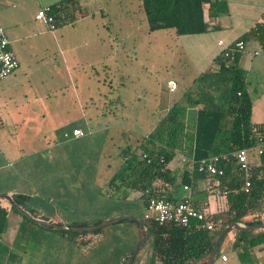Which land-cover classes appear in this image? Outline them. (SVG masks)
I'll use <instances>...</instances> for the list:
<instances>
[{
	"label": "crops",
	"instance_id": "1",
	"mask_svg": "<svg viewBox=\"0 0 264 264\" xmlns=\"http://www.w3.org/2000/svg\"><path fill=\"white\" fill-rule=\"evenodd\" d=\"M56 1L0 0V23L5 28L13 52L17 47L28 52H33L38 46L45 48V35H50L57 46L59 39L66 38L68 32H71V38L81 40L83 46L103 39L98 31L99 24L105 25L106 22L97 23L94 18L98 12L105 18L107 3L104 0H76L75 9L84 14L77 13L73 23L61 28L56 26L57 32H54L37 20L35 14ZM225 1L228 10L223 17L209 16L206 10L208 31L194 34L201 36L192 45L194 66L214 68V58L222 50L217 43L219 39L225 45L231 44L256 21L264 19V0ZM106 27L109 30L107 24ZM247 44L248 40L245 41V49ZM258 49L254 48L251 53L258 52ZM249 53L244 50L238 59L245 72V59ZM105 100L107 97L102 99L91 93L82 96L77 91L69 67H28L22 64V59L18 60V67L0 81V194L26 195L22 207L35 217H45V220L61 225H93L121 215L143 219L141 192L118 179L112 181V177L122 168L126 152H139L140 144L146 145L144 138L152 130L141 135L134 149L113 144V153L119 149L120 159L119 165L117 160L112 165L106 146L109 132L113 128L127 126L110 123L115 119V113L102 108ZM75 128L84 134L73 136ZM186 165L182 156L175 155L168 167L179 175ZM102 167L107 169L105 177L101 176ZM184 184L177 180V185L170 187L174 197L179 198L188 192L192 202L204 207L206 213H215L225 207L224 197L207 194L203 179L189 184L188 191L183 190ZM180 188L183 194H180ZM197 192L202 196L193 198ZM0 206L7 209L0 248L7 246L3 241L6 235L11 241L9 248L18 244L15 232H29L31 236L33 232L40 231L54 239L36 244L28 257L24 250L21 254L8 251L2 264H8L10 258L15 259L14 264H39L43 260L44 264H119L120 259L121 263L129 264L127 259L142 237L138 225L125 230L120 225L114 226L123 220L108 225L113 227L102 228L104 233L100 238L98 234L76 236L69 231L56 233V229L36 227L39 224L27 222L20 214L15 220L16 231L12 235L11 206L5 199H0ZM233 241L234 231H229L219 243L212 264H241ZM142 245L132 264H154L153 252L151 257ZM38 248L41 252L37 251ZM226 251L229 253L227 256L224 254ZM222 255L226 260L221 259ZM258 256H264V251Z\"/></svg>",
	"mask_w": 264,
	"mask_h": 264
},
{
	"label": "trees",
	"instance_id": "2",
	"mask_svg": "<svg viewBox=\"0 0 264 264\" xmlns=\"http://www.w3.org/2000/svg\"><path fill=\"white\" fill-rule=\"evenodd\" d=\"M76 2L58 0L49 5L56 26L73 23L77 13L84 14L75 9ZM141 9L150 30L172 29L177 35H194L208 31L206 10L209 16H215L226 13L228 7L225 0H141ZM250 37L257 42L263 56L264 85L263 20L256 21L238 39L246 41ZM240 55L228 67L220 54L216 56L215 67L205 69L192 80V86L184 93L183 103H174L165 112L145 136L146 145L140 144L139 152H126L122 168L112 177V181L118 179L140 192L152 188L154 196L165 198L174 197L170 187L177 185L178 177L187 185L201 178L208 195L224 197L225 207L215 213H206L204 207L192 202L195 209L205 213V218L191 219L185 226L143 218L150 228L148 238L152 242L154 264H205L217 236L227 225L233 222L244 225L264 223V153L259 157L253 155L254 159L251 155L249 157L250 187L247 192L243 190L246 175L235 161L223 165V175L200 173L195 164L212 154L251 147L260 135H264V121H251L253 104L245 82V71L238 64ZM188 109L194 111L192 122L186 118ZM143 154L146 157H142ZM175 155L182 156L190 169L185 168L179 175L171 171L168 164ZM12 197L22 205L26 195ZM11 209L20 214L13 207ZM208 222H212L211 229L206 226ZM6 223L7 209L0 206V236ZM137 225L143 235L144 228ZM101 230L68 233L82 236ZM233 247L241 264L264 263V256H258L264 251V229L235 230Z\"/></svg>",
	"mask_w": 264,
	"mask_h": 264
},
{
	"label": "rangeland",
	"instance_id": "3",
	"mask_svg": "<svg viewBox=\"0 0 264 264\" xmlns=\"http://www.w3.org/2000/svg\"><path fill=\"white\" fill-rule=\"evenodd\" d=\"M103 2L107 3L105 18L101 17L99 12L94 18L97 23L106 22L109 26V30H106V24H99L98 31L103 38L101 41L93 40L83 46L81 40L71 38V32H68L67 40L65 36L60 38L57 46L50 35H45V48L38 46L33 52H28L22 47H17L14 48V53L17 59H22V64L28 67H69L77 91L82 96L91 93L94 97L102 99L107 97L106 103H102L101 106L115 113V119H111L110 123L117 122L127 126L111 129L106 144L110 151L111 164L114 165L117 160L119 165V149H116L114 154L113 144L121 146L120 148L134 149L141 135L153 130L157 121L174 103H183L184 93L192 86V79L207 67L193 65L192 45L201 36L177 35L172 29L150 30L145 13L141 9V0ZM223 15L224 13H220L215 17L221 19ZM65 25L67 24L59 27ZM55 31L57 32L56 29ZM257 46V42L250 37L245 49L247 53L250 52L246 54L245 59V82L253 104L251 115L253 123L264 121L263 56ZM254 48L258 49L256 55L251 53ZM170 79L178 84L176 91H170L168 88L167 81ZM193 117L194 111L188 109L186 118L192 122ZM254 158L251 155V159ZM185 167L190 169L188 165ZM106 172L107 169L104 170L102 167L101 176L105 177ZM180 194H183L182 188ZM196 194L193 198L202 196V193ZM18 215L15 211H10L12 235L16 231L14 224L16 218L20 217ZM115 225H120L124 230L128 227H137L136 223L128 220ZM102 233L104 230L90 235L98 234L101 238ZM15 234H18V244L14 248L8 247L11 241L7 235L4 237L3 241L7 246L0 248V264L8 251L21 254L24 250L28 257L29 251L33 250L36 244L54 240L40 231L33 232L31 236L29 232L24 231ZM20 244L26 247L23 248ZM142 249L153 256L151 238L143 243ZM37 251L41 252V249L38 248ZM224 254L227 256L229 253L226 251ZM14 261V258H10L8 264H14ZM43 261L39 264H44Z\"/></svg>",
	"mask_w": 264,
	"mask_h": 264
},
{
	"label": "built area",
	"instance_id": "4",
	"mask_svg": "<svg viewBox=\"0 0 264 264\" xmlns=\"http://www.w3.org/2000/svg\"><path fill=\"white\" fill-rule=\"evenodd\" d=\"M35 18L41 21L49 29L56 28L55 17L51 13L50 6L40 8L35 14ZM218 45L222 46L220 52L221 57L225 61V67H228L235 57L245 50V41L237 39L233 43L225 45L222 39L218 40ZM258 52H254L257 54ZM18 67V59L15 53L9 46V40L6 35L5 28L0 23V81L9 76ZM167 86L170 91L177 88L174 80L167 81ZM84 133L80 129H73L72 135L82 136ZM264 153V135L257 138V142L251 147L241 148L235 152H227L220 154H212L207 157L201 158L195 162L197 171L207 175H223V165L230 164L233 161L245 173L246 179L244 181L243 190L247 192L250 187L249 179V157L254 155L261 156ZM142 157H146L145 154ZM184 191H188L187 184L182 186ZM141 195L144 198V219L151 220L157 223L171 222L179 225H187L191 219L204 220L205 213L195 209L192 206V199L188 192L183 196L176 198L156 197L153 195V189L147 188ZM220 223L221 220L218 219ZM208 229L212 228V222L206 223ZM222 260H226V256H221ZM264 264V263H262Z\"/></svg>",
	"mask_w": 264,
	"mask_h": 264
},
{
	"label": "water",
	"instance_id": "5",
	"mask_svg": "<svg viewBox=\"0 0 264 264\" xmlns=\"http://www.w3.org/2000/svg\"><path fill=\"white\" fill-rule=\"evenodd\" d=\"M0 199H5L8 201L11 207L16 209L22 216L26 217L28 220L32 221L33 223L49 227L52 229H56L58 231H69V232H88V231H95L98 229H102L110 224H113L115 222H118L120 220H131L139 225H141L144 228V233L140 240L136 243V245L133 247L132 252L129 255V264H132L134 261V258L136 256V253L138 252L140 246L148 239L150 235V228L146 224V222L135 216H120L116 218L109 219L107 221H103L97 224L93 225H83V226H73V225H61V224H56L50 221H47L45 219H40L35 216H33L28 210H26L24 207H22L19 203H17L12 196L8 194H0ZM253 229H264V223H258L254 225H244L238 222H233L229 225H227L217 236L215 243L212 247V250L208 256V259L205 264H212L216 252L220 243V240L222 236L227 232V231H235V230H253ZM123 264V263H121ZM192 264H201V263H192Z\"/></svg>",
	"mask_w": 264,
	"mask_h": 264
}]
</instances>
